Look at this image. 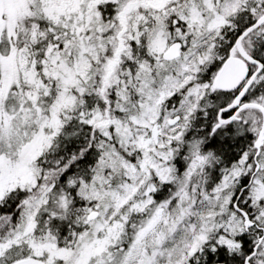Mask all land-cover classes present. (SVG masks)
<instances>
[{
  "label": "snow or ice",
  "instance_id": "snow-or-ice-1",
  "mask_svg": "<svg viewBox=\"0 0 264 264\" xmlns=\"http://www.w3.org/2000/svg\"><path fill=\"white\" fill-rule=\"evenodd\" d=\"M0 264H264V0H0Z\"/></svg>",
  "mask_w": 264,
  "mask_h": 264
}]
</instances>
